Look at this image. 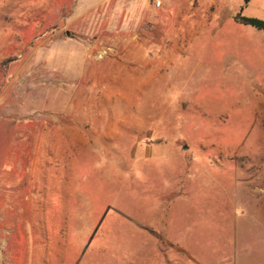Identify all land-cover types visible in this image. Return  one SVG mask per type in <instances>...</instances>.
I'll return each mask as SVG.
<instances>
[{
  "label": "rangeland",
  "instance_id": "obj_1",
  "mask_svg": "<svg viewBox=\"0 0 264 264\" xmlns=\"http://www.w3.org/2000/svg\"><path fill=\"white\" fill-rule=\"evenodd\" d=\"M264 0H0V264H264Z\"/></svg>",
  "mask_w": 264,
  "mask_h": 264
},
{
  "label": "trees",
  "instance_id": "obj_2",
  "mask_svg": "<svg viewBox=\"0 0 264 264\" xmlns=\"http://www.w3.org/2000/svg\"><path fill=\"white\" fill-rule=\"evenodd\" d=\"M249 1L250 0H246V2H249ZM235 19L239 22L254 26V27L264 31V19H260L257 17H251V16H244L241 13H238L235 16Z\"/></svg>",
  "mask_w": 264,
  "mask_h": 264
}]
</instances>
